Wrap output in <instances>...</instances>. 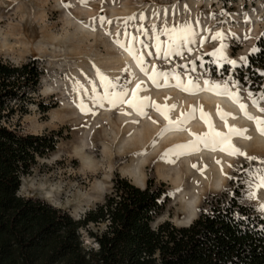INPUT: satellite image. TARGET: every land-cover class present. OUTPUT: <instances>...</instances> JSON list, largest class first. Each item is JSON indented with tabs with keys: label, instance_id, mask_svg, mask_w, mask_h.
Instances as JSON below:
<instances>
[{
	"label": "rangeland",
	"instance_id": "374dc122",
	"mask_svg": "<svg viewBox=\"0 0 264 264\" xmlns=\"http://www.w3.org/2000/svg\"><path fill=\"white\" fill-rule=\"evenodd\" d=\"M65 3L71 4L72 8L63 7ZM101 16L113 23L100 26ZM140 16L144 19L140 20ZM130 17L137 19L130 21ZM89 25H93L96 30L93 31ZM185 25H191L197 33L198 45H189L192 51L181 49L183 57L172 56L164 60L157 56H146V66L166 72L175 71L181 75L185 84L189 75L199 83L208 79L223 84L224 77L220 72L223 71L224 76L232 73L228 65L219 69L214 63V57L209 55L221 43L212 37L217 32L229 34V58L239 61L240 57L250 56L259 37L264 34V0H0V63L18 67L36 60L43 72L35 92L28 91L25 97L6 104L3 124L25 134L50 135L55 131L58 141L55 150L45 158L38 157L37 165L29 175L22 177L19 196L40 198L67 211L75 220H80L89 210L103 204L118 176L133 184L130 173H142L145 188L148 180H153L157 187L165 185L167 204L153 227L171 221L182 228L177 221L187 216L184 197L197 195L200 201L199 217L205 200L216 195L234 193L238 189L234 180L246 172L255 174L256 169L264 170V163H261L264 161V135L260 133L255 121L248 119L241 109L238 116H243L244 126L249 130L246 134L241 133L248 138L234 134L230 144L246 155L230 156L225 186L221 191H214L206 184L210 172L200 171L202 167L199 165L202 163L208 166L210 155H173L169 159L174 163H168L162 159L167 152L162 147L151 151L149 155L145 154L158 142L160 133L168 125V121L155 108L147 110V117L139 116L127 106L118 109L106 106L105 109H96V115H84L74 102L80 98L90 104L88 97L92 94V82H95L98 91H102L97 70L111 80L134 79L135 83L142 82L146 89L141 95L162 107L172 105H162L153 98L179 94L198 100L201 91L195 92L194 89L193 93L185 92L175 86L174 79H170L168 85L162 83L157 88L144 75L133 56L123 64L122 59L129 52L116 43L117 38L125 42L123 33L126 30L139 35L136 31L138 27L146 30L155 27V31H150L148 37H141L151 45L146 51L154 53V37L157 32L161 34V41L165 42L166 47L167 37L162 34L163 29ZM232 34L239 37L242 43L232 39ZM245 36L250 38L245 39ZM136 47L143 54L145 50L140 45ZM185 65L187 68L182 67ZM193 67L195 71H191ZM66 76L74 78L83 91L74 93V85L71 80L65 79ZM240 80L244 82L242 75ZM252 81L253 85L258 82L253 78ZM135 83L131 85L132 88ZM241 95V102L247 105L249 114L264 120V113L252 104L247 89ZM42 107L49 111H44ZM231 115L238 119L234 114ZM154 124L160 129L146 147L141 146L143 138L134 129L143 131L146 127H154ZM187 129L176 133L184 136L191 132ZM178 144L182 142L176 141L169 146L174 148ZM94 150L102 151L103 158L98 160L88 154ZM220 158L223 163V156H217V159ZM187 161L191 162L190 167ZM179 174L182 175V183L176 186L173 180ZM167 176L169 178L165 179ZM194 177L196 179L193 181ZM186 189L191 194L182 195ZM242 191L243 204L254 209L264 204V190L259 191L258 200L248 199L246 188ZM105 228V224L101 227L91 225L88 231L82 230L85 248L96 246L88 234L89 230L102 232Z\"/></svg>",
	"mask_w": 264,
	"mask_h": 264
},
{
	"label": "trees",
	"instance_id": "16d2710c",
	"mask_svg": "<svg viewBox=\"0 0 264 264\" xmlns=\"http://www.w3.org/2000/svg\"><path fill=\"white\" fill-rule=\"evenodd\" d=\"M259 38L256 47L264 50V34ZM250 59L264 69V51ZM42 74L36 60L18 67L0 63V264H264L260 227L250 224L240 233L230 214L210 219L203 211L218 210L221 201L232 204L234 195L237 210L254 209L241 202L243 191L205 200L199 218L184 228L171 221L153 227L167 204L165 185L157 187L153 180L142 189L118 176L103 204L80 220L40 198L19 196L22 177L37 165L38 157L55 150L57 133L12 129L3 124V112L8 102L35 92ZM250 216L264 225L257 211ZM104 224L102 232L89 230L96 246L85 248L81 231Z\"/></svg>",
	"mask_w": 264,
	"mask_h": 264
},
{
	"label": "snow or ice",
	"instance_id": "6c2138e0",
	"mask_svg": "<svg viewBox=\"0 0 264 264\" xmlns=\"http://www.w3.org/2000/svg\"><path fill=\"white\" fill-rule=\"evenodd\" d=\"M63 7H65L66 9H71L72 5L65 3ZM156 15L157 17H159V13H157ZM225 15L230 16L231 14L225 13ZM136 19L137 17L129 18L130 21H135ZM139 19L143 20L144 17L140 16ZM112 23L113 22L111 20H107L104 16L99 17L100 26L111 25ZM127 24L128 21L125 22V29H127ZM89 27H91L93 31L96 30L93 25H89ZM136 31L139 33V35H134L131 31L126 30L123 33V35L125 36V42H121L120 39L117 38L116 43L121 48L128 51L136 59L141 71L146 77H148L152 84H154L157 88H160L162 83L164 85H168L169 80L174 79L176 82L175 86L188 93H193L194 89L195 92L204 90L223 92L224 94L230 96L234 101L240 102L239 106L241 110L244 111L245 116L248 119L255 121L260 133L264 135V120H260L254 116H251L247 111V105L241 102L243 100L241 92L244 89H247V95L252 99V104L256 106L261 113H264V106H262V104H264V79H261L255 85H253L252 81V76L255 75H259L260 77L264 78V69L256 68L255 64L250 59V57L258 56V54H260L264 50L257 46L251 50L250 56L240 57L239 61L237 59L229 58V56L227 55V40L229 39V34L224 32H217L212 37V39L221 41L220 47L209 55L214 57V63L218 65L219 69H223L224 65L230 66L229 71L232 74L224 76V72L221 71L220 75L224 77L223 84L213 83L211 80L205 79L203 83L206 87L202 89L199 86V82L194 81L190 75L188 77L187 84H185L179 73L175 71L166 72L157 70L155 68H152L150 65L146 66L145 62L146 56H157L161 59L167 60L172 56L183 57L184 52L181 51V49L192 51V49L188 46L194 44L198 45L199 41L197 38V33L193 31L191 25H185L180 28L165 27L162 34L167 37L166 47L165 42L161 41V34L157 32L154 37V53L146 51V49H148L151 45L147 43L145 39H141V37H148L150 31H155V27L151 30H146L143 27H138ZM109 35H111V33H109ZM231 38L236 40L237 43H242L240 38L235 34H232ZM249 38L250 36H245V39ZM136 45H140V48L145 50L143 54H141V51L137 49ZM256 62L258 63L259 61L257 60ZM182 67L187 68L186 65ZM191 71H195V68L193 67ZM97 73L101 82L102 91H98L95 82H92V94L88 97L90 104H86L84 100L80 98H77L74 101L78 104L80 112L84 115H96V109H105L106 106H111V109H118L120 107L127 106L128 109L134 110L139 116L147 117V110L150 108H155V110L158 113L162 114L168 121L167 127H165L160 133L161 138L171 131H187L188 129L186 125L196 116L197 110L195 107H193L189 112H181L178 119H173L171 113L174 112L176 105L162 107L160 104H153L149 98L141 95V93L146 89V86L142 82L135 83L134 79L128 81H122L120 79L111 80L103 73H100L99 70H97ZM241 73H243V83H241L240 80ZM65 79L71 80L72 84L74 85V93L83 91L81 86L77 84L74 78L66 76ZM133 83H135L134 88L131 87ZM233 89L235 91H233ZM124 114L127 115L128 113ZM220 115L221 118L226 122L228 119L227 114L221 112ZM200 117L202 119H205L206 123L208 124V131L203 135L193 134L195 136L193 142L188 144L176 145L174 148H171L167 152H165L162 159H164L168 163H174V161L169 159L171 156H182L185 154L198 152L201 146L213 150L219 149L228 153L229 155H246L229 143L232 140L234 134L242 135L240 129L229 126L228 132L227 134H225L215 129L212 121L208 119L207 114L203 110L200 111ZM153 122L155 123V121ZM243 138L248 137L244 136ZM248 159L254 158L248 157ZM217 163L222 162L218 161ZM261 163H264V161H261ZM245 176L247 177V179H245ZM228 178L233 179L232 177ZM234 183L238 185V191H242L245 188L248 190V199L258 200L259 191L264 190V170L256 169L255 174L251 171L246 172L241 175L239 179L234 180ZM233 201L234 202L232 204L227 206H224L223 201H221V207L218 210L210 213L205 209L203 210L204 214L211 219L214 216L228 213L233 218V225L235 229L239 230L240 233H243L244 229L246 227H249V225L251 224L255 225L256 227H260L259 235L261 237H264V225L257 224L256 220H252L250 216L251 212L258 211L262 215L260 217H257V220H264V204H260L258 209L237 210L238 201H236L235 195L233 196ZM229 264H231V262H229Z\"/></svg>",
	"mask_w": 264,
	"mask_h": 264
},
{
	"label": "bare ground",
	"instance_id": "6f19581e",
	"mask_svg": "<svg viewBox=\"0 0 264 264\" xmlns=\"http://www.w3.org/2000/svg\"><path fill=\"white\" fill-rule=\"evenodd\" d=\"M131 56L132 55L130 53L129 55L124 56L122 59L123 64L129 61ZM199 86L202 89L206 87L204 83H199ZM153 100L160 101L162 105L164 104L176 105L175 111L171 114L173 119H177L178 117H180L181 112L186 113L191 111L193 107H195L197 111L195 118L190 120L186 125L191 130V132L186 133L184 136H178L177 135L178 133H176L177 131H171L168 132L166 135H164L162 138L159 136L160 139L158 140V142L145 152L146 155H149L151 151H155L159 147H162L163 150L166 149L168 151L171 148L169 145L175 143L176 141L182 142V144L191 143L195 139V136L193 134L195 135L205 134L208 131V124L206 123L205 119H202L200 117L201 110H203L207 114L208 119L212 121L217 131L227 133L229 126L240 129L243 134H246L249 131L248 127L244 126L242 120L243 116H238L239 111L241 109L239 106L240 102L234 101L230 96L224 94L223 92L217 94L216 92L213 91L204 90L201 91V95L198 100L197 99L192 100L186 95L182 96L179 94H167L161 98H153ZM221 112L227 114L228 119L226 122L224 119L221 118L220 115ZM231 114H234V116L238 117V119H234L233 115ZM159 129L160 127L157 124H154V127L152 126L146 127L143 131L138 130V128H135L134 130L138 132V135L141 136V139L143 138V140L140 141L141 146L146 147L149 144V142L153 139L154 134H156V132H158ZM243 136L244 135H242L241 137ZM194 154L198 156L199 154H208L211 156V158L207 160V163H209L208 166L206 165L203 166L202 163L199 164L200 167H202L200 171H203L205 173L206 170H208L210 174L208 176V180L206 181V184L209 185L214 191L215 190L221 191L224 188L227 179V172L229 169V162H230L229 159L231 155L219 149L213 150V149L204 148L203 146L200 147V150L198 152H194ZM217 156H223V163H217L218 161H221V158L217 159ZM190 165L191 162L187 161V166L190 167ZM181 177L182 175L179 174L177 178L173 180L176 186L181 185L182 183ZM130 178L133 181L134 185L140 186V188L141 187L145 188L144 174L130 173ZM164 178L167 179L169 178V176ZM201 178L204 179V177ZM195 179L196 177L193 178V181ZM183 194H191V192L186 189L183 190L182 195ZM183 199L186 202L185 207L187 211V216H185L184 219L178 220L177 222L184 227V226H190L191 224H193V222H195L199 218L198 206L200 204V201L197 198V195L194 194L191 195V197H184Z\"/></svg>",
	"mask_w": 264,
	"mask_h": 264
},
{
	"label": "clouds",
	"instance_id": "9594fccd",
	"mask_svg": "<svg viewBox=\"0 0 264 264\" xmlns=\"http://www.w3.org/2000/svg\"><path fill=\"white\" fill-rule=\"evenodd\" d=\"M88 154L98 160L103 158L102 151L100 150L90 151ZM89 179H91V177H89Z\"/></svg>",
	"mask_w": 264,
	"mask_h": 264
},
{
	"label": "water",
	"instance_id": "95a60500",
	"mask_svg": "<svg viewBox=\"0 0 264 264\" xmlns=\"http://www.w3.org/2000/svg\"><path fill=\"white\" fill-rule=\"evenodd\" d=\"M138 187H140V186H138ZM141 188H142V187H141ZM142 189H143V188H142ZM184 227H188V226H184ZM184 227H183V228H184Z\"/></svg>",
	"mask_w": 264,
	"mask_h": 264
}]
</instances>
